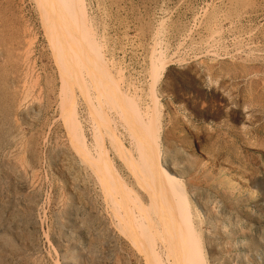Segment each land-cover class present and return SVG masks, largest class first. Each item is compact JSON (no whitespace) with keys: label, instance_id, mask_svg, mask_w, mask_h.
<instances>
[{"label":"rangeland","instance_id":"1","mask_svg":"<svg viewBox=\"0 0 264 264\" xmlns=\"http://www.w3.org/2000/svg\"><path fill=\"white\" fill-rule=\"evenodd\" d=\"M84 4L94 41L113 76L121 71L123 88L135 87L143 98L153 76L150 49L169 58L154 85L162 104L159 160L183 182L202 262L264 264V0ZM37 9L35 0H0V264H153L146 241L162 250L167 242L173 245L163 256L183 264L189 243L187 231H180L185 226L165 237L164 231L152 232L145 209L142 225L147 233L152 229L153 238L137 235L130 241L115 216L123 210L110 204L100 170L94 173V165L71 145L61 112L69 90L78 99L92 153V127L99 124L106 156L138 199L148 202L146 181H140L142 188L136 183L141 171L136 175L109 146L105 126L87 114L78 83L60 78L63 54L50 39L54 32L41 26ZM114 121L136 159L126 127Z\"/></svg>","mask_w":264,"mask_h":264},{"label":"bare ground","instance_id":"2","mask_svg":"<svg viewBox=\"0 0 264 264\" xmlns=\"http://www.w3.org/2000/svg\"><path fill=\"white\" fill-rule=\"evenodd\" d=\"M35 1H36V8L39 9L37 10L40 12V15H41V16L40 15L38 16L42 17V21L39 19L41 21L40 22L41 26L43 22V26L46 32H48L49 30L52 33L54 32L53 33L54 37L50 39H54L53 43L56 44L55 47L58 50H61L62 52L59 54H63L62 60H60L61 63H59V61L57 62L56 61L57 59H55V61L59 63L58 64L59 66L57 65L58 68L60 67V64H61L60 68H62V72L60 73V76L62 77L60 78H62V80L64 78H65L64 80L66 79L70 80L72 77V79H74L72 81L74 82L76 81L75 83H78V86L77 85L75 86H77L79 90L78 92H80L81 97L84 99V102H85L84 104H86V111H88L87 114H89V116L92 117L90 118L92 120L94 119L93 116L95 117V120L97 117L99 119L97 123L99 122L101 125L105 126L106 132L109 137V140H108L110 142L109 146H111L112 150L116 153L118 157H121L123 159V164L125 162V166L127 165L131 167V171L132 169L133 170L137 169L136 175L139 174L138 170L139 172L141 171L140 172L141 176L138 178V180L136 178V180L138 181L136 182L138 186H140L139 183L141 184L142 181H146V183L147 182L149 183V185L148 184L146 185V183L144 182L145 186L143 188L145 187L150 188L149 193L147 192L146 194L147 195L146 197H148V202H144L140 198L138 199L137 196L139 194L137 195L135 194V192L133 193L134 190H132L131 187H128L127 183H126L127 185L124 183L126 179L125 180L123 179L124 181L122 180L121 178L122 176L120 177L119 174L117 173L116 168L113 167L114 163L113 161H110L109 159L110 156L109 157L106 156L107 155L106 151L108 150V148L106 147L107 149H105L104 144H102V142L99 141V138L101 136L99 134L100 131H98L96 127L97 124L94 125L95 127H92L93 131L91 130L92 135L94 137L93 140L96 141L95 146L92 145V149L94 147V150H93L94 152L92 153L91 146H89L86 143L87 142L85 140L86 137L83 133V130L80 125L79 118H78V106H77L78 99L76 100L77 97H75L76 95L74 94L75 92H73V90L67 91V93L64 94V99H63L64 106L62 105L63 110L61 112L63 113L62 115L64 119L62 120H64V123L66 125L65 128L67 130V135H69L68 138L70 139L71 145L74 147L77 154H79L83 158L81 159L86 160L87 162L90 161L92 163L90 166L94 165L93 166L94 168L92 169L93 171L100 170L99 180L101 179L103 181L102 184H103L105 193H107V195L111 196L113 199L111 200L113 201V203H110V204L114 206V204L118 205L119 203L120 207L123 210V212L120 213V211L122 210L120 211L115 210V208L112 207L113 211L114 210L116 211L115 213H117L118 211L120 213L118 215L115 214V216L117 217L119 216L118 219L120 220V222L122 221V223H124L126 227L125 235H127L130 241L132 242H133V238L136 239L137 235L139 236L142 235L141 238H144V236H146V238L147 237L151 238L153 234L151 236L149 234H150V231H152V229L151 230L149 229L150 231H148L149 233H147V231L145 232V229L143 228L145 225H142L144 221L143 213L145 212V209L146 210L149 209L148 210L149 213L146 212L145 217L152 218L151 220L153 221L152 228L154 229V231L152 232H156V233L160 232L161 234L160 233L158 234L162 235L163 233L161 231H164L163 236L165 237L166 234L169 235L168 233H166V231L173 233L174 231H176L175 229H179L178 228L179 224L182 225V228L185 226L186 227V229L184 227L185 231L181 228H180V231L182 230L183 235H185L184 232L187 231L186 232L187 236L185 235V237L186 239H188V241L186 242L187 243L189 242V243H188V248L186 249L187 252L185 251L187 259L184 257L183 260L185 261L187 260L186 263L188 264H204V262H202L201 260L202 259L201 252L197 249V246H199V244L201 245V243L197 244L196 246L195 242L193 241L192 236L193 234H196V233L195 231H193L194 229L191 228V223H190L191 217L189 216L190 215L189 209H188L189 205H188V201L186 198L187 192H185L183 182L179 177L175 175V173L173 174L166 167H164L160 163V160H159L158 145H160L159 144V128H160V120H161L160 112L162 109V104L155 91L156 88L154 87V85H155V82L158 81L160 74L164 72L166 66H168V62H170L168 60L169 58L167 57L168 59L167 58L165 59L164 57L165 55L161 53L162 51L154 52L156 50V47H154V49H150L154 51H153V56L151 57L152 58L151 66L148 67V70L150 69L152 71V72L150 71V73L153 76L149 75L151 76L150 78H152V81L151 82L149 81L150 83L148 82L149 84H147L146 86L147 89H145L146 90L145 92H142L143 98H141V96L138 95L139 93L137 94V92L135 91V87H134V91L130 92L128 89H125L121 86V83H123V80H122L123 76H121L122 73L121 71L119 72V69H118L119 73L117 74L119 76H116L114 73L115 77L113 76V73L110 71L109 63L103 58L100 52V49H99L102 46H99L98 48V45H97L98 42L96 43V41H94L96 40V38L95 39L93 38L94 35L92 33L90 24L88 22L89 19L87 20L88 17L86 16L84 0H35ZM214 32L215 31H213V33ZM49 36H50V33L48 34V36H46V38ZM47 40L49 39L47 38ZM52 49L54 48L52 47ZM160 49H163V48H160ZM54 54L58 55L56 52ZM56 55H53V56L55 57ZM58 59L60 58L58 57ZM64 86L66 87L67 85L65 84ZM73 87H74V84H73ZM90 87L93 90H90L91 89ZM130 87H132V85H130ZM127 88H129V86ZM89 90L91 92H89ZM136 90H137V87H136ZM141 91L143 90L141 89ZM115 119H117V121H120V123L126 127L127 129L126 133H128L126 135L130 137L129 138L131 140L130 142H132L131 146L133 147L132 149H134L136 152L135 153L136 159L138 161H136V159H134L131 154L129 155L130 151L124 145V142H122V138H120L121 134L118 133L119 132L118 130H117L118 132L116 131L117 126L114 125ZM91 122L95 124L93 121ZM120 123L116 122V124H120ZM104 126H101V127L104 128ZM124 126L123 127L121 126V127L124 130H126ZM105 134L106 133L104 132L103 135L105 136ZM127 145L130 146V143L129 144L127 143ZM111 162L113 163V165ZM131 163H133L132 166H131ZM134 165L136 166V168L134 167ZM95 171L94 173L98 172V171L96 172ZM141 188H142V184H141ZM144 190L146 191L147 189H144ZM110 198L108 197L109 200ZM129 199H130L129 204L130 202H132L131 207H127V206H130L127 203V200ZM133 206L135 207V209ZM178 217H180V220L182 222L180 220H179L180 221L179 223L178 221H176ZM149 222L147 220V224ZM145 223L146 222L144 221V224ZM121 227H124V226L122 225ZM123 229L125 231V228ZM168 230H171V231H168ZM144 232L147 234L145 235ZM177 236H173V238ZM180 236L181 235H179V239L182 237ZM161 237L162 236H160V238ZM146 238H144L145 241L148 240ZM170 239L172 238L170 237ZM136 240H134V243H137ZM163 240H165V238ZM143 241L144 240H142V242ZM176 241L178 240L176 239ZM181 241L179 242V246H180V243H183V241L182 242ZM147 242L149 241H146V244H145L147 245L146 250L147 252L149 251V253L151 254L153 264H172L170 262V259H168V253H167V258L166 256L164 257L163 255H166L164 251L165 250L168 251L167 248L169 249L173 245L172 246L170 245L171 247H169L168 242L165 243L164 245L162 244L164 247L163 248L164 251H163L161 248H158L159 246H155V243L153 245L151 244L150 246H148ZM170 242L172 243V241ZM186 242L184 244H186ZM139 246L142 248V245H140V243H139ZM176 252L174 253L177 255L176 258H178V254ZM182 254L180 253L181 256ZM181 260L182 259L180 258V261ZM185 261H183V264Z\"/></svg>","mask_w":264,"mask_h":264}]
</instances>
